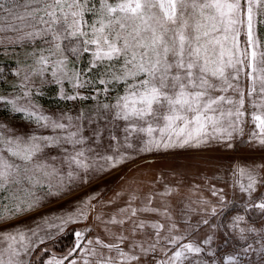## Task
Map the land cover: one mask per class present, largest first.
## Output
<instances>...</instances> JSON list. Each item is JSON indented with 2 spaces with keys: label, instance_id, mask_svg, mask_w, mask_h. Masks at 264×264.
I'll return each instance as SVG.
<instances>
[{
  "label": "snow or ice",
  "instance_id": "snow-or-ice-1",
  "mask_svg": "<svg viewBox=\"0 0 264 264\" xmlns=\"http://www.w3.org/2000/svg\"><path fill=\"white\" fill-rule=\"evenodd\" d=\"M9 51L0 264H264V156L231 169L239 203L228 183L211 185L178 220L156 203L173 195L165 186L121 194L111 215L91 195L20 227L139 156L231 151L238 137L264 153V0H0V56ZM70 225L83 227L57 254Z\"/></svg>",
  "mask_w": 264,
  "mask_h": 264
},
{
  "label": "rangeland",
  "instance_id": "rangeland-1",
  "mask_svg": "<svg viewBox=\"0 0 264 264\" xmlns=\"http://www.w3.org/2000/svg\"><path fill=\"white\" fill-rule=\"evenodd\" d=\"M0 63L6 64L9 69L14 68V54L9 51L5 55L0 56ZM41 103L45 107H52L53 104L51 97L42 99ZM248 127H246V133L243 137L245 141L247 140ZM240 139L238 137L236 141L238 147L231 151L219 145H209L199 149H176L170 150L167 153L161 152L139 156L134 161H130L126 165L112 170L103 179L96 180L92 185L81 188L75 195L68 197L64 201L51 203L48 207L42 209L41 212L26 217L20 222V227L28 228L35 226L39 222L38 217L43 214L55 216L74 211L80 207L82 201L87 200L91 195L97 197L94 203L97 205V211L103 214L113 211L115 206L116 210H118V206L124 203L121 199L123 203L120 200L106 201V199H110L111 194L115 196L134 191L146 192L148 190L162 192L165 186L174 189L173 195L166 197L171 201V205L187 210L189 207L197 209L199 200L210 198L209 187L211 185L221 187L225 183L229 185L227 188L229 199H233L236 203H239L240 194L238 192L233 194L230 187L231 169L237 163L251 165L253 160L259 161L261 156H264V153L248 148L246 143L241 144ZM146 173H153L155 178L144 179ZM134 176L142 178L136 180ZM261 191H264V189ZM108 194L109 196L106 197ZM183 198L193 201L182 200ZM165 199L158 197L156 203L166 204L169 207L170 204ZM192 216L196 221L198 217L195 214H192ZM82 227L83 225H70L68 234L55 243L54 251L58 253L56 249H60L61 247H65L64 249H66V246L73 237L71 234L72 228L79 230ZM95 230L98 233L99 230L103 231L102 226L96 227ZM92 235L95 236L93 233Z\"/></svg>",
  "mask_w": 264,
  "mask_h": 264
},
{
  "label": "crops",
  "instance_id": "crops-1",
  "mask_svg": "<svg viewBox=\"0 0 264 264\" xmlns=\"http://www.w3.org/2000/svg\"><path fill=\"white\" fill-rule=\"evenodd\" d=\"M158 176V175H157ZM157 176H156V178H157ZM142 177H140V176H134V179H136V180H139V179H141ZM151 178H155V176H154V174L153 173H146L145 174V177H144V179H151ZM116 188V187H115ZM134 192H142V191H134ZM112 193V192H111ZM110 193V194H111ZM115 193V192H114ZM124 196H127V194H123ZM187 195H188V193H187ZM191 195H193V194H191ZM107 196H109V194L108 195H106V197ZM119 196H120V194H117V195H115V196H113L112 194L110 195V199H106V201H109V200H115V201H118V200H120V199H118L119 198ZM113 198V199H112ZM166 198V197H165ZM165 198H163V199H165ZM182 200H187V201H193V200H188V199H185V198H183ZM105 201V202H106ZM121 201V200H120ZM165 201H167L169 204H170V206H169V208H170V210H171V212L173 213V215L179 220V219H181L182 218V216L185 214V213H187V209H183V208H180V207H174L173 205H171V201H169V199L168 198H166L165 199ZM122 202V201H121ZM123 203V202H122ZM117 210H116V206H115V208H114V210L113 211H111V212H105V213H103L105 216H107V215H111V214H114L115 212H116ZM192 217H194V216H192ZM191 217V219H192V222L193 223H195V218H192ZM95 230V229H94ZM96 231V230H95ZM93 232V234H95V235H97V234H99V235H103V231H100L99 230V233L98 232Z\"/></svg>",
  "mask_w": 264,
  "mask_h": 264
},
{
  "label": "trees",
  "instance_id": "trees-1",
  "mask_svg": "<svg viewBox=\"0 0 264 264\" xmlns=\"http://www.w3.org/2000/svg\"><path fill=\"white\" fill-rule=\"evenodd\" d=\"M49 101H51V100H49ZM47 105H49V104H47ZM50 105H51V104H50ZM54 106H55V105L52 104V107H54ZM73 239H74V237H72V240H70L69 244L66 246V247H67L66 249H64L65 247H61L60 249H56V250L58 251L57 254H63L64 252H66L67 249L71 246V243H72Z\"/></svg>",
  "mask_w": 264,
  "mask_h": 264
}]
</instances>
